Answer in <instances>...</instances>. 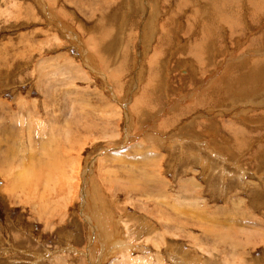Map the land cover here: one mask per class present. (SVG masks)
Masks as SVG:
<instances>
[{
    "label": "rangeland",
    "instance_id": "1",
    "mask_svg": "<svg viewBox=\"0 0 264 264\" xmlns=\"http://www.w3.org/2000/svg\"><path fill=\"white\" fill-rule=\"evenodd\" d=\"M8 142L0 264H264V0H0Z\"/></svg>",
    "mask_w": 264,
    "mask_h": 264
},
{
    "label": "bare ground",
    "instance_id": "2",
    "mask_svg": "<svg viewBox=\"0 0 264 264\" xmlns=\"http://www.w3.org/2000/svg\"><path fill=\"white\" fill-rule=\"evenodd\" d=\"M206 3V2H205ZM207 5V4H206ZM100 40V39H99ZM99 43H101L100 41H99ZM97 46V45H96ZM95 46V47H96ZM204 47V46H203ZM97 49V48H96ZM81 52H82V48H81V50H80ZM83 53V52H82ZM89 56H87L86 55V63H88V64H90L91 63V60L88 58ZM89 61V62H88ZM256 63H258V61H256ZM258 69H260V68H258ZM233 82V81H232ZM238 83V82H237ZM236 84V83H235ZM238 86V85H237ZM226 91V90H225ZM244 92V91H243ZM223 93V92H222ZM15 121V119L13 120V122ZM20 121H22V119L20 120ZM39 125V124H38ZM45 126V125H44ZM24 128V127H23ZM42 128V127H41ZM44 130L45 129H43V130H36V132H35V134H34V136H37V138L39 137V139H40V147H46L47 148V150H50V147H51V141H50V134L51 133H49V134H45V132H44ZM30 131H31V126H29V124H28V127H27V140H28V143H29V147L31 148V146H32V140L31 139H33V136H31V134H30ZM6 132H8V131H6ZM18 133V132H17ZM128 134V133H127ZM12 136V139H10V140H12V142H13V140L14 139H16L15 138V135L14 134H12L11 135ZM21 137V136H20ZM23 139V138H22ZM9 140V141H10ZM19 141V140H18ZM10 143L11 142H8V144L6 145V152H5V155H4V157H3V159H0V165L1 166H3V167H7L8 166V164H9V158L11 159V163H10V165L9 166H11V165H13V164H15L14 162H16V160L14 159V155H12V157L10 156V150H11V148H12V145L10 146ZM50 144V145H49ZM12 151V150H11ZM19 151V150H18ZM43 151H44V149H43ZM13 152V151H12ZM18 154V153H17ZM19 157V164H21L22 162H23V160H24V156H21V155H19L18 156ZM8 166V167H9ZM85 175V174H84ZM85 178V177H84ZM83 178V179H84ZM37 185V184H36ZM35 186V185H34ZM32 187H33V185H32ZM35 188V187H34ZM90 188V187H89ZM82 190H84V189H82ZM83 193V192H82ZM83 202V205H82V207H83V209L86 211L87 209H91L92 208V204H91V201H90V199L88 200H86L85 199V202H84V200H82ZM86 203V204H85ZM93 203V202H92ZM97 203V202H96ZM96 206V205H95ZM98 210H96V212H97ZM109 211H110V207L108 206V209H106V211H105V214L104 213H102L103 215H107V214H109ZM95 212V213H96ZM99 212V211H98ZM101 213H99L98 215H100ZM185 216H187V215H185ZM93 217V216H92ZM91 217V218H92ZM188 217V216H187ZM91 218L89 219V220H86V221H90V223H91ZM97 218V217H96ZM92 223H93V221H92ZM92 223H91V225H92ZM144 224H146V222L144 223ZM89 225V224H88ZM94 225V224H93ZM92 225V226H93ZM95 227V226H94ZM90 229V228H89ZM144 229V228H143ZM128 232V231H127ZM111 238V237H110ZM115 239H116V236H114V237H112L111 238V240L110 239H108V242H107V244H110V246H108V248H106L107 249V251H106V249H104L105 250V252H108L109 250H110V248L109 247H111V245L112 244H114L115 243ZM154 242V241H153ZM155 243V242H154ZM100 246V245H99ZM123 246V245H122ZM117 247H119V244H116L115 245V248H117ZM115 248H112V249H115ZM171 248V247H170ZM174 250V249H173ZM171 251H172V249H171ZM182 251V250H181ZM178 252L176 251V254H177ZM180 253V252H179ZM105 254V253H104ZM108 254V253H107ZM113 254V253H112ZM173 254V253H172ZM175 254V253H174ZM175 254V255H176ZM181 254V253H180ZM99 255V254H98ZM177 256V255H176ZM179 254H178V258H179ZM122 257V256H121ZM181 258H183V260H181V261H185V262H187L188 264H205L203 261H204V259H202L203 257H201V256H195V255H187L186 253H183V254H181ZM117 259V258H116ZM131 261V260H130ZM136 261V260H135ZM181 261H179V262H181ZM110 262H112V260L110 261ZM114 262V261H113ZM133 262H130V264H132ZM186 263V264H187ZM111 264V263H110ZM185 264V263H184Z\"/></svg>",
    "mask_w": 264,
    "mask_h": 264
}]
</instances>
